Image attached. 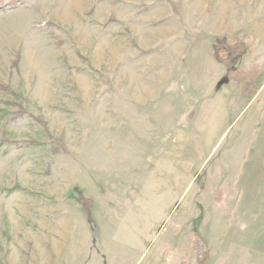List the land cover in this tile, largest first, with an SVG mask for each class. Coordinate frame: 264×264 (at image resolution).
<instances>
[{
	"label": "rangeland",
	"instance_id": "obj_1",
	"mask_svg": "<svg viewBox=\"0 0 264 264\" xmlns=\"http://www.w3.org/2000/svg\"><path fill=\"white\" fill-rule=\"evenodd\" d=\"M244 35L252 96L213 54ZM193 239L264 264V0H0V264H195Z\"/></svg>",
	"mask_w": 264,
	"mask_h": 264
},
{
	"label": "trees",
	"instance_id": "obj_2",
	"mask_svg": "<svg viewBox=\"0 0 264 264\" xmlns=\"http://www.w3.org/2000/svg\"><path fill=\"white\" fill-rule=\"evenodd\" d=\"M247 35L240 38H232L224 40L220 47L216 49L213 54L220 61L223 67L226 69V74L229 80L233 81L236 87L246 96H252L259 89V83L256 78L259 73V67L253 63L247 69L234 68V58L245 51V42L247 41ZM78 202L82 205L88 218H91V198H86L79 195ZM192 251L196 255L195 264H205L209 258L210 250L206 244L199 240L193 239L191 242ZM179 264H194L190 262H180Z\"/></svg>",
	"mask_w": 264,
	"mask_h": 264
},
{
	"label": "crops",
	"instance_id": "obj_3",
	"mask_svg": "<svg viewBox=\"0 0 264 264\" xmlns=\"http://www.w3.org/2000/svg\"><path fill=\"white\" fill-rule=\"evenodd\" d=\"M245 152H246V150H243V151H242V154L245 153Z\"/></svg>",
	"mask_w": 264,
	"mask_h": 264
}]
</instances>
